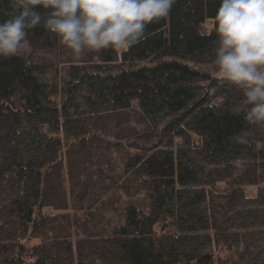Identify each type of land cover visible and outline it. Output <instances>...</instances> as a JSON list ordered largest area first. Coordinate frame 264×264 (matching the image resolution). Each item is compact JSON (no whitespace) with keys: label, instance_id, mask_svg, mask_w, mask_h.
<instances>
[{"label":"trees","instance_id":"trees-1","mask_svg":"<svg viewBox=\"0 0 264 264\" xmlns=\"http://www.w3.org/2000/svg\"><path fill=\"white\" fill-rule=\"evenodd\" d=\"M219 5L79 60L41 22L0 57V264H264V123L213 63Z\"/></svg>","mask_w":264,"mask_h":264},{"label":"clouds","instance_id":"clouds-1","mask_svg":"<svg viewBox=\"0 0 264 264\" xmlns=\"http://www.w3.org/2000/svg\"><path fill=\"white\" fill-rule=\"evenodd\" d=\"M176 0H10L14 14L0 22V57H25L29 30L43 22L71 50H125L147 39L146 28L169 16ZM51 9L46 16L36 6ZM214 65L243 93L248 124L264 123V0H220L215 13ZM202 34H207L203 32ZM247 130L233 134L247 144Z\"/></svg>","mask_w":264,"mask_h":264},{"label":"rangeland","instance_id":"rangeland-1","mask_svg":"<svg viewBox=\"0 0 264 264\" xmlns=\"http://www.w3.org/2000/svg\"><path fill=\"white\" fill-rule=\"evenodd\" d=\"M246 189L248 192H253L256 189V185L255 184H248L246 186ZM159 228H161V227L159 226Z\"/></svg>","mask_w":264,"mask_h":264}]
</instances>
